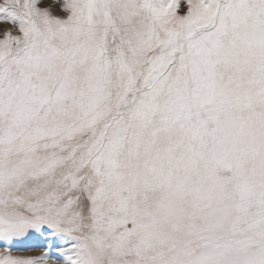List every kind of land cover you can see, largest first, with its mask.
Returning a JSON list of instances; mask_svg holds the SVG:
<instances>
[{
  "label": "snow or ice",
  "instance_id": "1",
  "mask_svg": "<svg viewBox=\"0 0 264 264\" xmlns=\"http://www.w3.org/2000/svg\"><path fill=\"white\" fill-rule=\"evenodd\" d=\"M0 264H264V0H2Z\"/></svg>",
  "mask_w": 264,
  "mask_h": 264
},
{
  "label": "rangeland",
  "instance_id": "2",
  "mask_svg": "<svg viewBox=\"0 0 264 264\" xmlns=\"http://www.w3.org/2000/svg\"><path fill=\"white\" fill-rule=\"evenodd\" d=\"M0 2H2V0H0Z\"/></svg>",
  "mask_w": 264,
  "mask_h": 264
}]
</instances>
